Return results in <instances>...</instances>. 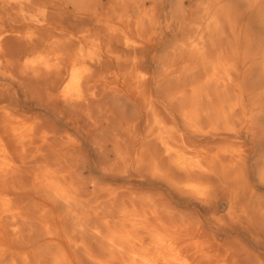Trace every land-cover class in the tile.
<instances>
[{"label":"bare ground","instance_id":"obj_1","mask_svg":"<svg viewBox=\"0 0 264 264\" xmlns=\"http://www.w3.org/2000/svg\"><path fill=\"white\" fill-rule=\"evenodd\" d=\"M0 264H264V0H0Z\"/></svg>","mask_w":264,"mask_h":264},{"label":"rangeland","instance_id":"obj_2","mask_svg":"<svg viewBox=\"0 0 264 264\" xmlns=\"http://www.w3.org/2000/svg\"><path fill=\"white\" fill-rule=\"evenodd\" d=\"M21 25H28V24H27V23H22ZM225 206H226V205L223 204V208H226Z\"/></svg>","mask_w":264,"mask_h":264}]
</instances>
